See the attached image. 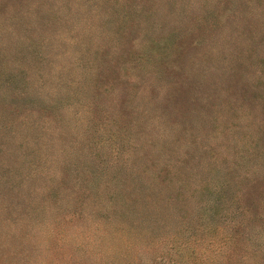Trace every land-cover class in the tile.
Masks as SVG:
<instances>
[{
	"label": "rangeland",
	"instance_id": "1",
	"mask_svg": "<svg viewBox=\"0 0 264 264\" xmlns=\"http://www.w3.org/2000/svg\"><path fill=\"white\" fill-rule=\"evenodd\" d=\"M0 264H264V0H0Z\"/></svg>",
	"mask_w": 264,
	"mask_h": 264
},
{
	"label": "trees",
	"instance_id": "2",
	"mask_svg": "<svg viewBox=\"0 0 264 264\" xmlns=\"http://www.w3.org/2000/svg\"><path fill=\"white\" fill-rule=\"evenodd\" d=\"M4 126V125H3Z\"/></svg>",
	"mask_w": 264,
	"mask_h": 264
}]
</instances>
